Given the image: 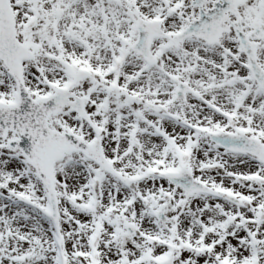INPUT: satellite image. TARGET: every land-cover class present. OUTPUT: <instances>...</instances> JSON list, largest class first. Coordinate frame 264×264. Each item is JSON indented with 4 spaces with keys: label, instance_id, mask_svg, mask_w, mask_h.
<instances>
[{
    "label": "snow or ice",
    "instance_id": "snow-or-ice-1",
    "mask_svg": "<svg viewBox=\"0 0 264 264\" xmlns=\"http://www.w3.org/2000/svg\"><path fill=\"white\" fill-rule=\"evenodd\" d=\"M0 264H264V0H0Z\"/></svg>",
    "mask_w": 264,
    "mask_h": 264
}]
</instances>
